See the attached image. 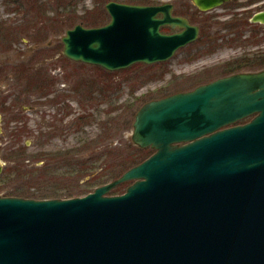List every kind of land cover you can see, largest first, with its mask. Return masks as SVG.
Returning <instances> with one entry per match:
<instances>
[{"label": "water", "instance_id": "obj_1", "mask_svg": "<svg viewBox=\"0 0 264 264\" xmlns=\"http://www.w3.org/2000/svg\"><path fill=\"white\" fill-rule=\"evenodd\" d=\"M192 1L210 11L227 0ZM106 10L109 24L66 31V57L118 71L199 38L171 3ZM134 117L133 142L155 153L117 180L66 200L0 195V264H264V70L149 101Z\"/></svg>", "mask_w": 264, "mask_h": 264}, {"label": "rangeland", "instance_id": "obj_2", "mask_svg": "<svg viewBox=\"0 0 264 264\" xmlns=\"http://www.w3.org/2000/svg\"><path fill=\"white\" fill-rule=\"evenodd\" d=\"M26 1L27 7L13 14V6L0 0V26L5 27L6 21L13 32L19 31L4 39L6 29L0 30V112L23 98L27 107L14 108L20 114L15 119L6 114L0 136L4 197L35 194L66 200L70 194L75 198L92 193L117 180L133 162L138 147L131 138L134 116L144 105L137 99L156 98L166 86L193 90L198 83L216 79L223 64L242 57L249 66L252 61L264 63L259 59L264 60V35L248 21L259 6L250 0H235L210 11L199 10L192 0H148L174 3L176 14L202 25L201 34L168 61L137 63L118 71L73 61L61 51V38L75 25L109 24L107 2ZM259 66L241 71L264 69ZM154 152L151 149L149 155ZM132 183L108 195H121Z\"/></svg>", "mask_w": 264, "mask_h": 264}, {"label": "trees", "instance_id": "obj_3", "mask_svg": "<svg viewBox=\"0 0 264 264\" xmlns=\"http://www.w3.org/2000/svg\"><path fill=\"white\" fill-rule=\"evenodd\" d=\"M100 1L107 2V4H108L109 1L119 2L120 0H100ZM121 1L128 2V3H132V4L133 3L134 4H147V3H149L148 0H121ZM164 31H167V28H164ZM262 58L263 57L260 56L259 59H260V61L264 62V60H262ZM246 60H247L246 57H242L240 59H236L233 62H226L225 64H223V66L220 67V69H221L220 70V75L217 78L224 77V76H228V75H231L233 73L240 72L241 70H243L245 68H249L250 69V68H257L259 66V64H256L258 61H252L253 65L252 66H249L250 64L247 63ZM263 65H264V63L260 64L259 67H261ZM216 79H214V80H216ZM211 81H213V80H211ZM208 82H210V81H208ZM202 84H205V83H202ZM202 84L198 83V85H196V87L199 86V85H202ZM179 92L180 91H177L175 89V87L166 86V87H164L163 89H160L157 92L156 95H158V96L156 98L155 97H153V98H145L146 96H144V97H140L139 99H137V101H140L141 103H144L145 104L148 101H151V100H154V99H161V98H164V96L167 97V96L173 95L175 93H179ZM150 153H151V149L150 148H147V147L146 148L136 147V150H135L134 154L132 155L133 162H131V164H130L131 166L128 165L127 167H125L124 170H126V169L129 170V168H132L134 166H137L138 164H140L141 162H143L145 159H147V157L150 156L149 155ZM125 184L126 183L120 184V185L116 186L113 190H111L112 193L113 194L119 193V190L122 187H124ZM13 195H14V197H23V198L37 199V200L52 199V198H48L47 196H44V195H35V194H25V196H18V195H23V194H12V196ZM71 196H72V194L69 195V198H72Z\"/></svg>", "mask_w": 264, "mask_h": 264}, {"label": "flooded vegetation", "instance_id": "obj_4", "mask_svg": "<svg viewBox=\"0 0 264 264\" xmlns=\"http://www.w3.org/2000/svg\"><path fill=\"white\" fill-rule=\"evenodd\" d=\"M6 2L5 3H7V5H12L13 6V8L14 9H12V11H13V14H16L19 10H22V9H24V8H26L27 7V4H28V2L26 1V0H5ZM232 1H235V0H227L226 2H224L223 4H222V6L223 5H227L228 6V4H230V2H232ZM42 2V0H37L34 4H36V5H38V4H40ZM249 2V4H252V3H256L258 6H259V10L255 13V14H257V13H259V12H264V0H250V1H248ZM169 3H171V2H169ZM44 4V3H43ZM42 4V5H43ZM107 4V3H106ZM132 4V3H131ZM134 4V3H133ZM172 5H173V15L174 16H178V17H184V18H187L188 20H189V22L191 23V24H193V25H196V26H198L199 27V35L201 34V31H202V25L201 24H196V23H194V22H192L191 21V19L190 18H188V17H186V16H183V15H179V14H176L175 13V4L174 3H171ZM137 5H159L158 3H156V4H137ZM222 6H220V7H222ZM219 8V7H218ZM105 9H106V5H105ZM216 9V8H215ZM262 9V10H261ZM10 10V9H9ZM107 11V10H106ZM198 13L199 14H202V12L201 11H199L198 10ZM255 14H253L249 19H248V21H249V23H250V26H256V25H258V28H260V33L262 34V35H264V24L263 23H253L251 20H252V18L254 17V15ZM64 20H66V18L64 19ZM4 25H5V27H1L0 26V30L1 31H3L4 29H6V35H5V32H3L2 33V35H3V37H4V39H5V37H6V39H8L9 38V36H10V34L11 35H13V33L16 35V34H18V32L19 31H12L13 30V27L11 28L9 25H8V22H4L3 23ZM39 24H42V21H40V23ZM236 24V23H235ZM0 25H1V23H0ZM36 27H38V26H36ZM35 27V28H36ZM167 28V30L169 31V32H167V33H174V32H177L178 31V29H172L171 27H166ZM36 30V29H35ZM26 31V30H25ZM9 33V34H8ZM26 33H27V31H26ZM14 36V35H13ZM29 36V35H28ZM222 40H223V38H222ZM37 41V40H36ZM61 43H63L62 42V38H61ZM64 46V45H63ZM8 49H11V47H6L5 48V50H7V51H9ZM63 49H64V47H63ZM62 51V53H63V50H61ZM68 58V57H67ZM70 59V58H69ZM74 61V60H73ZM27 66V65H26ZM18 69H20L19 67L17 68V70ZM5 70V69H4ZM261 70H263V69H261ZM247 71V70H246ZM246 71H240V72H246ZM256 71H260V70H256ZM256 71H247V72H256ZM239 72V73H240ZM238 73V72H237ZM2 75V74H1ZM43 78V77H42ZM42 82V80H40L39 82H38V84H40ZM20 103L18 104L16 101H14V106H13V108H10L9 106L7 107H5V108H1V112H0V136H2L3 134L2 133H4V125H5V119H6V114H11L12 115V117H13V119H15L18 115H20V114H18V112H17V110H15L14 108H16L18 105H22L23 103L22 102H24V103H26V99L25 98H23L21 101H19ZM18 109H19V107H17ZM25 109L26 110V105L24 104V105H22L21 106V109ZM253 117V116H252ZM252 117H249V119H245V120H243V121H249ZM243 121H240L239 122V124H241V123H243ZM10 132H12V131H10ZM14 133H11V135H13ZM18 135H20L19 133L18 134H16V136H18ZM20 144V143H19ZM6 148V147H5Z\"/></svg>", "mask_w": 264, "mask_h": 264}]
</instances>
